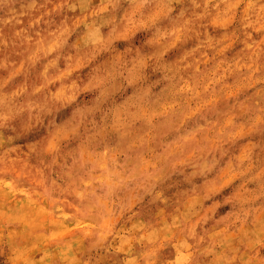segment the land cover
<instances>
[{
  "label": "clouds",
  "instance_id": "1",
  "mask_svg": "<svg viewBox=\"0 0 264 264\" xmlns=\"http://www.w3.org/2000/svg\"><path fill=\"white\" fill-rule=\"evenodd\" d=\"M0 264H264V0H0Z\"/></svg>",
  "mask_w": 264,
  "mask_h": 264
}]
</instances>
